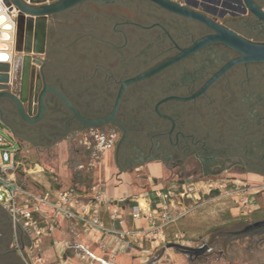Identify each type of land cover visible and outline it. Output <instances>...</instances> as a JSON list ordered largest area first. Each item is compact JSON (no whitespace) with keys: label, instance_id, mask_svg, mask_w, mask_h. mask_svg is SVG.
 I'll list each match as a JSON object with an SVG mask.
<instances>
[{"label":"flooded vegetation","instance_id":"flooded-vegetation-1","mask_svg":"<svg viewBox=\"0 0 264 264\" xmlns=\"http://www.w3.org/2000/svg\"><path fill=\"white\" fill-rule=\"evenodd\" d=\"M255 1L264 8V0ZM176 3L205 13L211 18L216 17V21L222 26L249 41L259 42L254 39L255 37H249L252 34L264 36V25L248 11L237 16H221L195 2ZM92 4L97 3H86ZM97 5L101 9L99 14L114 22L112 27L103 25L108 39L99 40L100 44L111 49L105 59L107 66L92 65L85 69L81 68V77L78 81L81 90L76 100L67 93L64 85L58 86L75 105L80 115L90 121L111 115L123 82L183 55L184 51L197 42L214 34L207 26L162 9L148 0H121ZM82 6L83 4L78 5L56 16L65 15ZM48 38L49 30L47 49ZM115 38L122 45H116ZM137 46H141L143 51L134 56L133 62L139 63L130 71L132 62L130 53ZM115 52L123 56L117 69L114 67L117 61ZM97 55L95 59L104 60L101 54ZM146 55L149 59H143ZM239 56L237 52L223 44L210 43L164 71L129 85L123 93L115 116L116 122L96 127L97 130L108 127L113 134L119 135V140L114 144L117 166L130 171L143 166L159 165L167 171H175L174 175L191 176L192 179H216L228 174L230 180L226 181L229 183H236L237 180L234 179L237 177L244 176L245 180H249L251 176H264V151L259 153L258 150V138L260 136L264 138V116L258 119L259 99H247L250 104V115L243 116L240 112L219 121L218 125L215 122L212 126L202 128L196 127L194 122L195 105L201 102L212 88L229 79L234 71L249 70L258 64L235 65L201 96L189 101L179 99L189 98L199 92L215 74ZM44 65L43 63V67ZM87 70H92L89 78ZM43 71L38 73V77L43 85H49ZM122 72L125 73L121 74ZM69 83L71 82L64 84ZM95 89L96 91L101 89V92L96 96L89 95L91 90ZM45 101L47 113L40 122L29 123L23 120L16 105L9 100L2 103L0 119L14 132L20 142L36 138L39 134L46 135L45 133L51 132L47 128L56 124L52 123V120L56 121L58 118V104L64 106L65 104L54 94H48ZM65 108L71 114V119L74 118L69 109L66 106ZM186 118L191 120L189 125L185 121ZM73 120L82 128L85 127L78 120ZM70 124L71 121L66 119L64 131H71ZM56 131L58 130L53 132ZM186 182L184 180L181 185ZM240 229L220 233L226 237V246L233 241H230L233 238L232 232Z\"/></svg>","mask_w":264,"mask_h":264},{"label":"rangeland","instance_id":"rangeland-1","mask_svg":"<svg viewBox=\"0 0 264 264\" xmlns=\"http://www.w3.org/2000/svg\"><path fill=\"white\" fill-rule=\"evenodd\" d=\"M171 1H190L198 5L204 3L217 7V10H226L230 0ZM86 3L65 15L51 17L48 29V49L43 55L45 67L42 66L40 69L41 72L44 70L49 85L57 87L64 85L67 93L74 100L77 99L76 96L81 90L78 82L81 77V68L85 69L92 65L107 66L105 59L107 53L111 51L105 45L100 44L99 40L108 39L103 25L112 27L114 22L108 21V18L99 14L101 9L97 4L100 3L93 2L97 4L92 5H86ZM11 34L12 32H10ZM249 37H255L256 41L264 42V36L252 34ZM117 41L118 39L115 38L116 45H122L121 42ZM5 43L8 45L6 48L9 47V43ZM10 45L14 55L19 56L18 53L14 52L15 42ZM141 49V46L132 49L130 71L137 67L139 62H133V58L143 51ZM8 51L10 52V50ZM97 54H101L104 60L95 59ZM115 55L117 61L114 67L117 69L123 56L117 52ZM143 59H149L148 55ZM86 72L88 73L87 77H91L89 75L92 70ZM16 77L18 78V74ZM68 81L71 83L65 85L64 83ZM91 92L89 95L96 96L98 92H101V89L98 91L96 89L91 90ZM253 98L259 99L257 111L258 119H260L264 116V64L254 65L249 70L234 71L229 79L212 88L207 96L195 105V126L202 128L208 125L212 126L215 122L218 125L219 121H224L229 116L233 117L240 112L243 113V116L250 115V104L247 99ZM58 108V118L56 121L52 120V123H56L58 131L52 133L45 131L47 132L46 135L39 134L35 138L37 141L35 144L20 142L22 149L20 162L23 163V168L26 171H20L21 165L16 173L18 182L20 179L23 184L21 185L27 190L37 189L38 191L40 188H32V186L37 182L35 181L38 178L37 175H42L50 178L59 191L73 189L76 193L81 191L76 186L79 179L92 188L94 185L105 184L106 169L117 174L121 171V168L116 164V146L114 145L119 140V135L113 134L114 132L110 131L108 127L103 130L87 126L82 128L78 122L73 120L74 118L71 119V114L67 112L64 105L58 104ZM64 117L71 121V131H64L66 120ZM185 121L189 125L191 120L186 118ZM0 131L9 139L10 129L1 119ZM43 144L49 148H45L46 146H42ZM258 145L259 153H263L264 138L261 136L258 138ZM35 147L39 151L34 150ZM152 172H156L155 165L143 166L139 170H130L131 181L139 188L138 193L134 196L136 198L135 204L140 199L142 206L147 208L145 199H151L154 203L156 200L155 192L157 191H168L171 188H176L179 191L184 180L195 185L198 195L195 199L181 200V202L176 197L173 198L175 203L172 207V213L176 216V220L162 228L163 235L155 233L156 239L144 241V246L147 245L148 251L146 258H149L145 262L146 264H264V235L235 239L228 246L225 242L226 237L220 235L222 231L239 229L264 217L263 205H261L259 213L252 211L255 208V201H262L264 196V176H251L249 180H245L246 177L244 176L242 178L237 177L234 179L237 180L236 183H229L226 181L230 180L228 174L216 179H192L191 176L174 175L175 171L165 169L159 177L152 176ZM32 176L36 179L34 180ZM246 199L248 202L244 203ZM157 218L156 223L161 224V218L158 215ZM21 230L15 229L10 215L0 204V246H6L12 250L22 249L20 261L22 264H28V256L31 255V252L22 247ZM4 231L8 232L7 236L3 235ZM25 241L32 245L30 239ZM155 241L158 243L152 244ZM74 243V241L70 242L72 246ZM172 243L193 248L208 244L211 252L193 260L188 255L167 248ZM43 253L44 250H41L40 254ZM161 255L162 258L159 262L154 261L152 263L155 258ZM64 262L65 264H76L73 261ZM138 262L133 261L131 264H145ZM91 263V261L84 260L81 264ZM53 264L63 263L57 261ZM93 264L101 263L95 262Z\"/></svg>","mask_w":264,"mask_h":264},{"label":"water","instance_id":"water-1","mask_svg":"<svg viewBox=\"0 0 264 264\" xmlns=\"http://www.w3.org/2000/svg\"><path fill=\"white\" fill-rule=\"evenodd\" d=\"M121 0H0V15L4 13L5 21H10V29H6L0 22V41L15 42L14 52L23 53L24 56H16L9 44L7 50L12 53L11 59L0 57V109L3 101H12L20 116L29 123H37L44 119L47 113L46 96L54 94L57 96L72 113L74 119L84 126L97 127L103 124L116 122L115 116L118 111L125 89L138 81L148 79L180 60L192 55L210 43H220L237 52L240 56L224 66L212 79L196 94L189 98H179L183 101L193 100L204 94L210 86L230 68L238 64H261L264 63V42H252L236 34L234 31L222 26L205 13L198 12L187 6H183L171 0H148L151 3L169 12L190 18L210 28L214 34L197 42L193 47L184 51L183 55L166 61L144 74L133 77L122 83L114 109L110 116L98 120H87L83 118L75 105L57 86L43 85L38 73L41 72L43 60L41 56L47 52V37L50 18L62 12L70 10L86 2L115 3ZM29 3V4H26ZM240 8L248 11L257 21L264 25V8L255 0H238ZM4 31L11 34L5 38ZM1 50V49H0ZM37 67L39 70H37ZM18 74V78L16 77ZM233 238L244 237L254 238L264 235V220L255 221L245 225L240 230L232 232ZM229 241V242H230ZM169 249H175L190 257L198 258L209 252L207 244L199 248L188 247L176 243L169 244ZM91 256L101 264H110L105 259Z\"/></svg>","mask_w":264,"mask_h":264},{"label":"built area","instance_id":"built-area-1","mask_svg":"<svg viewBox=\"0 0 264 264\" xmlns=\"http://www.w3.org/2000/svg\"><path fill=\"white\" fill-rule=\"evenodd\" d=\"M238 0H230L226 10H217L208 4H200L219 13L221 16H237L246 11L239 7ZM3 128V127H2ZM4 129V128H3ZM18 142L9 133V139L0 131V204L10 215L15 229H22L32 242L31 255L28 256V264H46L42 255V245L45 239L52 237L60 228L62 222H77L85 232L101 233L104 235L116 233L119 238L125 240L121 248L139 245L145 240L156 239L155 233H160L162 228L176 220L172 213L175 201L174 197L181 200H192L198 195V190L191 182L180 185V190L171 188L168 191L156 192V208H145L140 201L132 207L131 216L134 220L146 218L151 223L149 230H127L124 228L125 219L123 209L119 202H115L105 196L102 186L93 189V197L88 201H79L77 193L73 189H64L52 194L50 192L36 193L25 189L17 180L16 173L21 167L19 160L20 148ZM248 199L244 201L247 203ZM152 203L148 201V206ZM113 206L110 217L121 226V231L115 232L107 228L101 220L102 206ZM157 215L162 223L157 224ZM158 243V241H155ZM154 242H152L153 244ZM107 250V246H102Z\"/></svg>","mask_w":264,"mask_h":264},{"label":"crops","instance_id":"crops-1","mask_svg":"<svg viewBox=\"0 0 264 264\" xmlns=\"http://www.w3.org/2000/svg\"><path fill=\"white\" fill-rule=\"evenodd\" d=\"M51 19L52 18H50V21ZM3 44L8 46L6 43ZM19 56L22 57L24 56V54L20 53ZM41 58L44 61V56H42ZM37 70H39L38 67ZM47 130L49 132L50 131L53 132L54 130H57L56 124L53 125L52 127L47 128ZM9 133L18 142L20 148L19 160L21 161L22 149H21L20 141L17 140L16 135L14 134L13 131L10 130ZM36 142L37 141L35 138H30L23 143L35 144ZM42 146H46L45 148H49L47 147L46 144H43ZM35 148L34 150L39 151L38 148L36 149ZM155 166H156V172H152V176L159 177L163 174V168L160 167L159 165H155ZM23 167L24 165L22 163V168L20 170L21 172L26 171V169H24ZM106 171L107 172L105 174L106 175L105 184H100L98 186L103 187L105 196L107 198L120 203L123 209L124 219H125L124 228L131 231L142 230V229L149 230L151 228V223L146 218L140 220H134L131 216L132 207L136 205L134 202L136 198L134 196L138 193L139 188L132 183L131 181L132 178L129 173L130 171L121 169V171L118 174L108 169H106ZM37 176H38L37 179L32 176V178L34 180L36 179L35 181H37L35 185L32 186V188H40V189L38 191L37 189L33 190L32 192H36V191H37L36 193L50 192L52 194H55L56 192L59 191L57 189L56 184H54L50 178H47L42 175H37ZM19 182L20 184H22L20 179ZM76 186L79 187V190H81L79 193H77V196L79 201L82 202L91 199L94 195L93 189L98 187L97 185H94L93 188L90 187V185L87 186L85 185L84 181L81 179L77 180ZM149 200L151 199H145L147 206V208H145L146 211H148V209L154 210L157 204L156 203L157 200H155L154 203H151L148 206ZM137 201H140V199ZM261 205L264 206V196L262 197V201H258V200L255 201V208L252 211H256V212L253 213H259L258 211L261 209ZM113 209H114L113 206H106V205L102 206L100 211L101 220L107 228H110L115 232L121 231L122 228L118 224V222L113 221L110 217V211H112ZM259 220H264V217L258 219L257 221ZM20 239L23 249L31 252L32 245L26 243L25 240H28L29 238L24 233L23 230L20 231ZM71 241L75 242L73 246L70 244ZM124 242L125 240L119 238V236L116 233L108 234V235H104L101 233H89V232H85L83 227L77 222L64 221L62 222L58 231L52 237L45 239L42 245V250H44L42 257L46 262V264H53L54 262L57 261L58 262L60 261L63 264H65L64 261H66V263H69V261H73L76 264H81L84 262V260H87V262L91 261L92 262L91 264H93L97 261L91 256V254L105 259L110 264H131L133 261H139L138 263H145L149 260V258H146V253L148 251H147V245L146 247L144 246L145 242L140 243L139 245L129 246L126 249H123L121 248V246ZM103 245H106L108 249L107 250L102 249ZM17 251L18 254L22 255V249L18 248ZM161 258L162 255L155 258V260H153L152 263L154 261L159 262Z\"/></svg>","mask_w":264,"mask_h":264},{"label":"trees","instance_id":"trees-1","mask_svg":"<svg viewBox=\"0 0 264 264\" xmlns=\"http://www.w3.org/2000/svg\"><path fill=\"white\" fill-rule=\"evenodd\" d=\"M8 232H3L7 236ZM21 256L17 250H12L6 246H0V264H22Z\"/></svg>","mask_w":264,"mask_h":264},{"label":"bare ground","instance_id":"bare-ground-1","mask_svg":"<svg viewBox=\"0 0 264 264\" xmlns=\"http://www.w3.org/2000/svg\"><path fill=\"white\" fill-rule=\"evenodd\" d=\"M4 16L5 15L3 13L0 15V22L3 23L2 26L4 28L10 29L11 28V26H10L11 23L9 21L4 22L5 19H6V17H4ZM4 34H5V38L8 39L9 36H10V32L9 31H4ZM3 43H5V42H3ZM3 43L0 41V49H1L0 50V57L2 59H8L7 61H9L11 59V55H10L9 51L7 50V48H6V45L3 44Z\"/></svg>","mask_w":264,"mask_h":264}]
</instances>
